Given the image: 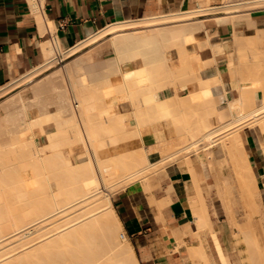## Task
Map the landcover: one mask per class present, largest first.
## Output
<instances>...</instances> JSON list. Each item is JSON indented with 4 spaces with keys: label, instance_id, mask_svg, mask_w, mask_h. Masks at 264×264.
Masks as SVG:
<instances>
[{
    "label": "bare ground",
    "instance_id": "obj_1",
    "mask_svg": "<svg viewBox=\"0 0 264 264\" xmlns=\"http://www.w3.org/2000/svg\"><path fill=\"white\" fill-rule=\"evenodd\" d=\"M259 1L119 21L65 50L46 41L43 63L0 86V264H139L111 196L136 180L150 190L148 174L172 161L186 163L195 192L184 243L189 232L212 226L198 163L217 139L240 199L264 220L242 134L255 129L264 138V75L252 58L264 52V14L251 9ZM31 5L43 27L39 3ZM85 45L63 68L35 77L56 54ZM52 131L58 136L43 142ZM171 184L179 194L181 184ZM246 213L238 233L254 242L248 251L258 249L248 252L251 262L264 264ZM163 219L164 236L176 235ZM200 243L189 246L192 257H205Z\"/></svg>",
    "mask_w": 264,
    "mask_h": 264
},
{
    "label": "crops",
    "instance_id": "obj_2",
    "mask_svg": "<svg viewBox=\"0 0 264 264\" xmlns=\"http://www.w3.org/2000/svg\"><path fill=\"white\" fill-rule=\"evenodd\" d=\"M223 2L224 0H42L39 6L44 25L41 27L30 0H0V85L41 64L44 58L42 45L46 41L55 40L59 48L65 50L108 24L206 5L215 6ZM242 134L250 166L256 174V183L263 195L264 150L260 144L261 135L257 130L248 128ZM198 168L203 181L205 179L208 185L201 159ZM168 172V180L180 182L182 188L170 203L159 206L157 201L162 203L165 194L158 199L154 195L151 197L139 183L119 190L112 199L123 232L133 245L139 264H185L182 255L173 248L186 224L193 219L188 201L195 192L187 169L172 166ZM146 197L158 211L147 204ZM165 206L167 207L162 217L159 209ZM161 219L165 220L164 223L176 235L164 236ZM189 235L184 238L187 239Z\"/></svg>",
    "mask_w": 264,
    "mask_h": 264
},
{
    "label": "rangeland",
    "instance_id": "obj_3",
    "mask_svg": "<svg viewBox=\"0 0 264 264\" xmlns=\"http://www.w3.org/2000/svg\"><path fill=\"white\" fill-rule=\"evenodd\" d=\"M229 1L230 0H224L222 5L226 4V3L234 2L237 0H231L230 2ZM244 1H246V0H244ZM261 2L263 5L261 4ZM30 3H31V0H30ZM259 3L257 5V7H255V8L251 7L252 13L254 15H258V14L260 15L261 13L264 14V0H260ZM216 6H221V4L216 5ZM216 6H212V7H216ZM204 7L210 8L209 5H206ZM216 9L217 10H215V11H214V9H211V11L208 9V11L205 10L204 12L207 11V15L217 14V13L221 12V9H218V8H216ZM207 15H204V16H207ZM210 22L211 23H210L209 29L211 31H214L216 29V25L213 21H210ZM256 30H259L257 32H260V29H256ZM225 39L229 43L228 46L229 47L231 46V49L233 50L234 49L233 38H231L230 35H228L225 37ZM216 40H218V39H216ZM219 40H221V38ZM232 44H233V46H232ZM87 47H89V46L85 45V47H83L82 50L80 49L78 51V53L71 55V56L64 55V57H63L62 54L61 55L59 54L61 57L59 62L56 63V62L52 61L53 62V63L51 62L52 64L49 63L50 65H47V66H50L47 69H45V67H43L44 68L43 71H42V68H41V71H40V69L35 71L36 72L35 77L42 76V74L44 75L45 73H48L49 71H52L53 69H55L57 67L61 68L63 66V64H65L68 60L74 58L78 54H80V52H82L83 50H86ZM242 47L243 46H241L239 50H241ZM245 47L246 46H244L242 52L247 51V53H244V56L246 58H247V56H249L251 54V52L254 54V52L248 47H247V50L244 51V49H246ZM248 49H250L251 51H249ZM239 50H238V55L243 54V53L239 52ZM244 56H242L241 58H245ZM252 56L253 55L251 54L250 57H252ZM252 58H256L258 60V63H260V65L257 64L259 66V72H262L264 75V71H263L264 70V52L262 54L257 53V55H254ZM43 62H44V59L41 63H43ZM37 66H34V68L31 67L30 69H35ZM260 66H261V68H260ZM209 68L211 69V67H209ZM203 69H205V71H206L207 67H204ZM260 70H262V71H260ZM205 71L203 70L202 72L204 73ZM23 73H20L19 75L13 77L8 82H11L12 80L19 77ZM198 73L201 74V71ZM203 73L200 76H202ZM8 82H6L2 85H6V84H8ZM217 92H219V91H217ZM244 130L245 129L242 130V133ZM57 132L58 131H56V132L52 131L50 133V135H48L46 137L45 141H43V142H46V141L48 142L47 138L48 139L50 138L52 140L53 138L57 137L58 136ZM35 133H36V131H35ZM259 133L261 135V141H260V144L262 146L261 148L264 150V138H263L261 131H259ZM220 140L217 139L214 142L215 144H213L212 146H209L208 148L203 149V151H202L201 166H202L204 172H206V174H207V181L209 182L208 185L206 184L205 179L203 181L202 176H200V178H199V184H200V187H202L201 192H203V194H204L207 210L209 211L210 217L212 219V226L211 227H205V228L200 227L199 230H197V232H195V233L189 232L192 236H189L187 239H185L184 243H180V241H179L180 239H177L179 242V244H178L177 241L175 240V247L173 249L178 251V253L182 255V258H183L185 264H192V263H194V264H205L207 261L206 257H208L210 259V264H254V262L253 263L251 262V260H253V259H251L252 257L250 258L251 260L249 259L250 256L248 253L249 251L251 252L252 249H250L249 251H248V249L253 248V246H252L253 244H251L250 247H247L246 243H248V246H249V242H251V240L247 239L249 241V242H247L246 238L243 237L242 234H239L238 229H237L239 227V225H242L244 223V220L247 217L246 211L248 212V216L250 217L251 224L253 226V231L255 232L256 237H257L256 243L258 241L259 250L261 249V251L264 254V231H263L264 228H262V227H264V220L260 219V216L258 215V213H256L254 211V209H252L251 206L244 203L240 199V197L237 193V189H236L237 182H236L235 178L231 175L230 166L228 165V163L224 162V153L220 147L222 140L221 141ZM8 148H9V150L11 149L10 147H8ZM66 149H68V148H66ZM7 152H9L8 149H7ZM10 153L11 152H9V155H10ZM13 153H14V151L12 152V154ZM15 153L13 154L14 156H15ZM5 156H8V154L6 152L4 155L5 162L12 163L14 161L13 165L17 164L15 159L13 160V158H12V161H7L10 159H6ZM16 159L18 160V163H20L21 160L19 161V158H17V155H16ZM181 162L183 164L178 165ZM18 166H20V164ZM172 166H177L181 169H187V165L184 161H172L171 163H167V166H165V168H163V166L159 167V168L155 169L154 171H152L148 174L147 178H148L149 184L151 185L152 189L150 188V190L146 191V189H144L143 186L140 184V181L136 180V181L131 182L130 184H128L122 188H119L117 190V192L121 189L126 188L127 186H129L133 183H139V185L142 187V189L147 194H149L151 197H152V195H154V198L158 199V197L160 195L165 194L162 203L157 202L158 205L163 204V203H167V202L170 203L174 198H176L178 196V192H176V191L174 192V190L171 189V185H172L171 183H174V182L180 183L176 180L175 181L174 180H168L169 172L167 173V171H169V169ZM168 185H170L169 189H171V190L168 189L170 191L169 196L166 193V192H168V190L165 189L166 187L167 188L169 187ZM231 185H233L234 187H232ZM232 188H234L236 191H234V189H232ZM117 192L113 196H111V201H112L113 197L117 194ZM146 200H147V204H149L152 208H154L155 211H158L152 203H149L148 197H146ZM259 202L263 203V208H264V194L262 195V199L259 197ZM166 207L167 206L161 207L159 209L160 215L163 214ZM162 217H163V215H162ZM185 229H186V227H185ZM213 229H214V231H213ZM119 235H120L119 238L121 240L123 233L120 232ZM244 238H245V241H244ZM123 239H124V237H123ZM250 239H251V237H250ZM199 242H201L199 245H202L203 251L205 252L206 255L204 257L203 253H201V254H197L194 257H192L189 254L188 248L192 244L198 245ZM251 243H254V242H251ZM246 248H247V250H246ZM255 250L256 249H253L252 252H255ZM257 250H256V252H257ZM197 253H200V252L198 251ZM256 255H258V253H256L254 255L255 257L253 256L254 259H256ZM246 257H248V259ZM259 257H260V255H259ZM259 257L257 258L258 261H259V259H261V257L260 258ZM41 260H42V258H41ZM41 262L39 261V263H41ZM48 262H47L48 264H50V262H51V264H53L56 262V260L53 263L50 260ZM35 263H36V261H35ZM39 263L37 261V264H39ZM47 263H45V264H47Z\"/></svg>",
    "mask_w": 264,
    "mask_h": 264
},
{
    "label": "built area",
    "instance_id": "obj_4",
    "mask_svg": "<svg viewBox=\"0 0 264 264\" xmlns=\"http://www.w3.org/2000/svg\"><path fill=\"white\" fill-rule=\"evenodd\" d=\"M38 3H40L42 0H36ZM54 37H51V39H53ZM50 39V40H51ZM60 59H61V57H60V55L59 54H56L55 56H54V58H52V60L53 61H55L56 63L57 62H59L60 61Z\"/></svg>",
    "mask_w": 264,
    "mask_h": 264
}]
</instances>
